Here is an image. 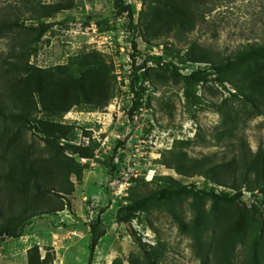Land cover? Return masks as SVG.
I'll return each mask as SVG.
<instances>
[{
    "label": "rangeland",
    "instance_id": "obj_1",
    "mask_svg": "<svg viewBox=\"0 0 264 264\" xmlns=\"http://www.w3.org/2000/svg\"><path fill=\"white\" fill-rule=\"evenodd\" d=\"M122 1L134 7L132 30L127 28L125 14H117L113 0H0V21L12 23L11 29L0 32V100L6 99L2 85L13 75L9 72L19 61L17 42L26 39L24 29L29 27L46 28L36 45L28 39L29 45L36 48L30 64L47 71L59 66L75 70L77 66L73 62L96 55L115 88V94L104 107L75 105L62 115H52L39 108L35 113L40 121L72 128L67 135L58 133L55 145L60 147L77 140L81 131L88 135L86 129H93L100 138L109 137V142L105 148L91 142L94 154L102 153L103 160L95 167L85 165L82 180L74 175L70 177L74 193L63 200V211L32 219L19 238L0 240V264H26L28 250L34 246L39 247L41 256L49 252L56 258L57 248L53 246L56 241L73 244L64 264H89L90 225L97 218L102 221L106 234L96 246L90 264H223L224 257L227 264H251L257 239L260 264H264V205L261 204L264 194L258 189L254 191L259 193L256 197L234 203L214 201L208 196L196 203L190 196L153 202L132 219L152 237V244L145 243L132 226L118 223V206L112 209L108 206V188L114 179L110 164L118 149L124 151L125 170L120 180L127 183L122 206L158 191L168 183V178L181 185L195 183L199 189L208 190L205 176L186 177L174 166L167 165L169 161H177L180 152L187 154L184 163L178 162L182 167L192 169L202 161L226 164L228 169L231 167L237 172L239 184L243 182L242 152L264 159V106L257 108L242 96L231 99L230 93H236L237 89L231 81L218 82L213 70V66L246 45L264 43V0H194L195 9L200 13L195 28L159 37L151 29V16L146 15L150 0ZM29 2L60 3L64 9L49 18L32 20ZM17 21L24 28L17 27ZM193 43L199 49L191 55L204 57V53L209 52L211 62H194L187 57ZM133 60L136 65L144 64L138 72L145 74L140 99L130 86ZM205 67L210 68L211 74L207 82L197 86L195 103L191 105L185 96L183 77ZM254 68L252 63L241 69L236 67L230 75H248ZM6 105L9 107L0 115V153L3 154L5 148L12 151L22 146L32 152L33 158L45 162L53 155V150L47 146L43 135L22 128L14 118L17 109L9 101ZM225 117L237 120L238 137L242 142L218 139V129ZM183 141H191V144L186 147L177 144ZM89 171L102 175L98 179H103L96 182L90 178L88 193L84 187ZM253 174L250 176L252 185L256 183ZM242 189L252 192L247 186ZM93 193L102 200L97 201L96 196L90 195ZM53 195L45 197L57 201ZM84 196L95 205L89 224L85 222L89 213L82 202ZM195 204L203 210L202 214L193 206ZM242 220L247 221V228L241 233L238 227ZM201 221L203 229L198 230L196 226L201 225ZM229 222L235 224L227 234ZM78 224L87 234L82 239L77 237L79 234H68ZM198 237L200 244H197Z\"/></svg>",
    "mask_w": 264,
    "mask_h": 264
},
{
    "label": "trees",
    "instance_id": "obj_2",
    "mask_svg": "<svg viewBox=\"0 0 264 264\" xmlns=\"http://www.w3.org/2000/svg\"><path fill=\"white\" fill-rule=\"evenodd\" d=\"M150 2L151 6L146 15L147 17L150 15L153 20L151 29L156 37L167 36L173 32L192 31L200 17V13L195 9L194 0H150ZM113 4L118 15H126L127 28L132 30L134 7L125 4L122 0H113ZM28 7L32 20L49 18L64 9L60 3L42 5L29 2ZM7 21H0V32L12 28V23L7 24ZM15 25L24 28V25L19 24L18 21L15 22ZM24 30H26V39L17 42L19 61L17 64H13V70L9 72L13 74V77H7L4 86L2 85V94L6 99L0 100V115L9 107L6 105L9 101L13 108L17 109L14 118L20 122L21 127L42 134L47 146L53 150V155L44 162L42 159L33 158L32 152L22 146H18L12 151L10 148H5L4 153H0V240L5 237L19 238L23 236L24 227L32 219L63 211L65 207L63 200L74 193V184L70 182V177L74 175L80 181L86 171L84 165L80 164L79 158L94 156V147L92 146L81 147L67 144L60 147L58 144L55 145V140L59 139L58 133L60 136L67 135L72 131V128L59 123L38 120L35 116L38 109L52 115H62L75 105L99 108L106 106L115 94L114 85L109 82L102 68V62L96 55L86 56L79 62H73L77 66L75 70L59 66L47 71L30 64L29 59L33 54H36V48L34 45H29L28 39L36 45L46 32V28L29 27ZM133 47L136 52V45L134 44ZM195 49H199V47L193 43L187 52V57L190 60L211 62L209 52L204 53V57L192 56ZM263 60L264 43L246 45L234 55L227 57L224 62L213 66V70L218 75L216 80L221 84H224L225 81L232 82L237 92L230 93L231 99L242 96L257 108L264 106ZM251 63L255 68L250 74H242L241 77L237 74L230 75L231 70L236 67L241 69ZM143 68L144 64L136 65L133 60L131 66L133 76L130 79V86L137 99L141 98L142 83L145 80V74L138 73ZM209 69L205 67L183 77L185 96L191 105L195 103L197 86L208 81L211 74ZM234 76L237 79H234ZM218 130L219 140L221 138L224 141L230 140V142L241 140L238 137V122L235 118L225 117L224 124ZM177 144L186 147L191 144V141ZM67 152L72 157L68 156ZM178 155L177 161H167V165L174 166L179 174L186 177L202 175L205 176L203 178L207 182L227 187L236 193L216 194L214 189L208 187V190L199 189L195 184L181 185L175 179L168 178V183H165L166 185L158 191L145 198L134 200L126 206H121L117 214L118 223L129 225L138 212L148 209L153 202H166L182 196L192 197L195 203L207 196L214 201L234 203L242 199L241 190L244 186H247L252 192L258 189L264 194V159H260L259 155L253 156L246 151L242 152L241 166L244 171L241 175L243 182L240 184L237 182V172L231 170V167L228 169L226 164L202 161L192 169H187L180 165L187 160V154L180 152ZM110 167V173L113 174L115 170L113 163L110 164ZM252 173H254L253 181H256L253 185L250 177ZM48 194H54L55 200H60L54 201L51 197H45ZM261 204L264 205V200ZM193 206H196L201 214L203 213L198 205ZM203 224L204 222L201 221V225L198 224L196 228L203 229ZM234 224V222H229L227 234L231 232ZM180 225L184 227L183 222H180ZM246 228L247 221L242 220L238 227L239 232L242 233ZM89 233L88 263L90 264L96 246L106 234L100 218L90 225ZM196 240L197 244L201 243L200 237ZM258 245L257 239L250 257L251 264H260ZM54 259V254L49 252L42 259L38 246L28 250L27 264H52ZM223 262V264L228 263L226 257ZM150 264L155 263L151 262Z\"/></svg>",
    "mask_w": 264,
    "mask_h": 264
},
{
    "label": "built area",
    "instance_id": "obj_3",
    "mask_svg": "<svg viewBox=\"0 0 264 264\" xmlns=\"http://www.w3.org/2000/svg\"><path fill=\"white\" fill-rule=\"evenodd\" d=\"M135 64H136V61H135ZM138 65H140V64H138ZM217 87H218V85H217ZM86 131L89 132L88 135L87 134L83 135V133L81 131L78 134L77 140H73L71 142H66V143L71 144V145H75V146H81V147H90L92 141L97 142L99 145H101L102 148H105L108 145L109 137H104V138L101 137L100 138L94 134L95 131H93V129H86ZM123 153H124V151L118 149L117 153L113 157V165L115 166V170L113 173L114 179L108 188V194L110 196V202H109L108 206L110 207V209L114 208L115 206H118L120 208L122 205H124L122 203L123 202L122 198L126 195V191H127V185L126 184L127 183H126V181L122 182V180H120L121 174L125 170V169L123 170L124 163L122 162ZM67 155L72 157V155L69 154L68 152H67ZM99 160H101V161L103 160V154L98 152V151L95 152V154L92 158H84V157L79 158V162L81 165H84V166L88 165L89 167H95ZM205 184L207 185L208 188L214 189L216 194H220L222 192H229V193H233V194L236 193V191H234L232 189H228V188L221 186V185H216L212 182H207ZM195 185L197 188H199V186L197 184H195ZM241 193H242V199L243 198H249L250 199V198H253L256 194H259L257 192H254V193L249 192L246 189H242ZM82 202L85 205H87V210H88L89 214L87 215V220H85V222L87 224H89L93 220L92 215L94 213L95 205H94V202L89 200L86 196H84L82 198ZM127 226L128 227L132 226L133 229L137 232L138 236H142V240L145 243L152 244V237L148 233H144L142 231V229L139 227V224L137 223L136 219L132 221V224L127 225Z\"/></svg>",
    "mask_w": 264,
    "mask_h": 264
},
{
    "label": "crops",
    "instance_id": "obj_4",
    "mask_svg": "<svg viewBox=\"0 0 264 264\" xmlns=\"http://www.w3.org/2000/svg\"><path fill=\"white\" fill-rule=\"evenodd\" d=\"M93 172L89 171V173L86 175V178H85V189H87L88 193L90 192L91 190V185L89 184V179L92 178L93 181H96V182H101L103 178L101 179H98V176L102 177V175L100 174H91ZM93 185V184H92ZM96 186V185H94ZM92 197H95L96 195L93 193V194H90ZM98 199L97 201L99 200H102L100 199V197L96 196ZM73 221L72 219H68V221ZM80 224H78L77 226H74L72 227L71 231L68 232V234H71L73 236H75L76 234H79V239H82L85 235H87L83 229H81V226ZM75 234V235H74ZM58 235H62V234H58ZM53 246H55V248H57V251H56V258L54 260V264H64V261H65V258L68 254V251L71 250V248L73 247V244L71 245H64L62 242H55L53 244ZM30 249V248H29ZM43 258V256H42ZM26 264H27V261H26Z\"/></svg>",
    "mask_w": 264,
    "mask_h": 264
},
{
    "label": "bare ground",
    "instance_id": "obj_5",
    "mask_svg": "<svg viewBox=\"0 0 264 264\" xmlns=\"http://www.w3.org/2000/svg\"><path fill=\"white\" fill-rule=\"evenodd\" d=\"M153 175V172H150V176H152Z\"/></svg>",
    "mask_w": 264,
    "mask_h": 264
},
{
    "label": "water",
    "instance_id": "obj_6",
    "mask_svg": "<svg viewBox=\"0 0 264 264\" xmlns=\"http://www.w3.org/2000/svg\"><path fill=\"white\" fill-rule=\"evenodd\" d=\"M130 228V227H129ZM136 239V237H134Z\"/></svg>",
    "mask_w": 264,
    "mask_h": 264
},
{
    "label": "clouds",
    "instance_id": "obj_7",
    "mask_svg": "<svg viewBox=\"0 0 264 264\" xmlns=\"http://www.w3.org/2000/svg\"><path fill=\"white\" fill-rule=\"evenodd\" d=\"M43 259V258H42Z\"/></svg>",
    "mask_w": 264,
    "mask_h": 264
}]
</instances>
